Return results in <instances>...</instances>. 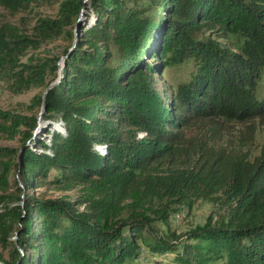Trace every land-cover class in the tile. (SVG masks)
Listing matches in <instances>:
<instances>
[{
	"label": "trees",
	"instance_id": "1",
	"mask_svg": "<svg viewBox=\"0 0 264 264\" xmlns=\"http://www.w3.org/2000/svg\"><path fill=\"white\" fill-rule=\"evenodd\" d=\"M44 2L59 3L57 16L37 17L30 35L0 27V82L15 94L59 78V58L22 63L25 51L64 36L73 44L84 9L94 21L79 24L44 100L45 90L27 114L0 110V137L20 143L0 146V264H162L155 258L172 254L171 264H264V151L250 160L242 150L264 126V97L255 96L264 0H0V8L17 14ZM188 59L195 72L162 98L156 76ZM42 105V120L64 131H44L48 143L34 137ZM232 116L246 131L241 146L229 138ZM51 170L58 176L49 179ZM48 185L79 194H28ZM200 199L215 212L178 233L172 217Z\"/></svg>",
	"mask_w": 264,
	"mask_h": 264
},
{
	"label": "rangeland",
	"instance_id": "2",
	"mask_svg": "<svg viewBox=\"0 0 264 264\" xmlns=\"http://www.w3.org/2000/svg\"><path fill=\"white\" fill-rule=\"evenodd\" d=\"M88 1V0H84ZM58 2H44L40 5H32L31 11L28 10L26 12L19 11L17 14L10 13L0 8V27L4 24H10L13 27H16L19 30V33L22 34H31V30L35 25L36 19L39 16H45L49 18H55L58 13ZM93 14L91 11L82 12V16L80 22L78 24L82 25H91L93 24ZM74 33V38L80 37V28H78V32H76V24L71 29ZM76 35V36H75ZM221 42V41H219ZM74 44V41H73ZM72 41H68L66 37H62L58 40L52 41H44L40 44L37 49H29L24 52V55L21 56L20 62L22 63H30L32 65H49L55 58H59L57 66V78L59 77V71L63 68V58L62 54L66 48H69L73 45ZM195 72V64L193 59H188L185 62L175 65L168 66L162 71L160 74L156 76V84L155 88L160 94L162 98H168V96L176 90L177 85L187 81ZM55 75H47L46 83H49ZM56 82V81H55ZM53 82V83H55ZM52 84V83H51ZM44 88L39 89H30L21 94H15L12 92V89L9 88V85H6L4 82H0V110L9 111L13 113L27 114L28 108L32 106V98L36 94H41ZM45 92V91H44ZM255 96L257 99H262L264 97V71L261 75V79L258 81ZM41 111V109H40ZM39 109H35V115L38 118V126L34 131L35 140H43L46 143L49 142L50 136L45 137L44 131L47 130H57L59 132L64 133L63 129L57 124V122L45 121L41 118V113ZM228 123L230 126L235 128V131H232L233 135L229 137L232 142L236 145L241 146V132H246L244 127L242 126L239 118L237 116H232ZM144 134H142L143 136ZM0 146L10 147V148H19V138L13 141H7L4 138L0 137ZM99 147L98 149H101ZM102 150V149H101ZM242 150L244 152L247 151L248 158L250 160H254L264 151V126L257 125L256 133L252 141H250L247 145H245ZM58 176V173L54 170L49 172V179ZM14 176L11 177V181H13ZM15 179V178H14ZM56 186L48 185L43 187L38 191H29L28 194H32L35 196L43 193L47 197L52 198H66L68 200H73L79 194V188H76L72 191H59ZM215 207L208 200H198L193 208L188 211L187 209H180V212L175 214L172 217V227L178 233H184L195 226L204 224L206 218L213 212H215ZM163 230V228H161ZM180 250V247H179ZM144 257L147 255L146 252H141ZM174 255L162 257H156V261L162 264H171L173 261ZM155 259L151 258L150 261L153 263ZM125 264H130V262H126ZM131 264H136L135 262ZM138 264V263H137ZM149 264V263H148ZM155 264V262L153 263Z\"/></svg>",
	"mask_w": 264,
	"mask_h": 264
},
{
	"label": "water",
	"instance_id": "3",
	"mask_svg": "<svg viewBox=\"0 0 264 264\" xmlns=\"http://www.w3.org/2000/svg\"><path fill=\"white\" fill-rule=\"evenodd\" d=\"M81 16H82V12L80 13V15H79V17H78V19H77V22H76V32H78V28H79V24H78V23L80 22ZM75 36H76V35H75ZM76 39H77V38L75 37L74 43L76 42ZM63 60H64V59H63ZM62 69H63V68H61L60 71H59L60 73H59V78H58V80H57L55 83L50 84V85L48 86V88L45 90V92H44V94H43V100H44V98H45V95H46L47 91H48L50 88H52L53 86H55L56 84H58L59 81L61 80V77H62ZM43 111H44V106L42 105L40 113L42 114Z\"/></svg>",
	"mask_w": 264,
	"mask_h": 264
}]
</instances>
